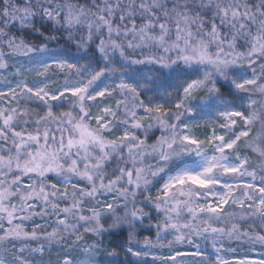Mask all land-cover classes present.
<instances>
[{
    "label": "snow or ice",
    "instance_id": "1",
    "mask_svg": "<svg viewBox=\"0 0 264 264\" xmlns=\"http://www.w3.org/2000/svg\"><path fill=\"white\" fill-rule=\"evenodd\" d=\"M0 264H264V0H0Z\"/></svg>",
    "mask_w": 264,
    "mask_h": 264
},
{
    "label": "rangeland",
    "instance_id": "2",
    "mask_svg": "<svg viewBox=\"0 0 264 264\" xmlns=\"http://www.w3.org/2000/svg\"><path fill=\"white\" fill-rule=\"evenodd\" d=\"M124 241V238H121V237H118V236H115L112 238V243L113 244H118V243H121ZM201 245L202 247H204V242H201ZM226 246H227V243H226ZM232 247H238L236 244L232 243L231 245ZM208 247H210V245H208ZM166 251V250H165ZM248 249H247V246L245 245L243 248H238V251L237 253H235L236 256H239V255H244L245 253H247ZM259 251V248L257 247V252ZM252 256V258H257L256 257V254L255 253H251L250 254Z\"/></svg>",
    "mask_w": 264,
    "mask_h": 264
},
{
    "label": "trees",
    "instance_id": "3",
    "mask_svg": "<svg viewBox=\"0 0 264 264\" xmlns=\"http://www.w3.org/2000/svg\"><path fill=\"white\" fill-rule=\"evenodd\" d=\"M144 235H146V233H145ZM118 237H121V238H124V239H125V237H124V236H118ZM234 244H235V243H234Z\"/></svg>",
    "mask_w": 264,
    "mask_h": 264
}]
</instances>
